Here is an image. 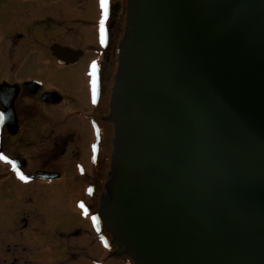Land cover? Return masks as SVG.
Here are the masks:
<instances>
[{"label": "water", "instance_id": "water-1", "mask_svg": "<svg viewBox=\"0 0 264 264\" xmlns=\"http://www.w3.org/2000/svg\"><path fill=\"white\" fill-rule=\"evenodd\" d=\"M119 54L96 215L113 256L264 264V0H128Z\"/></svg>", "mask_w": 264, "mask_h": 264}, {"label": "flooded vegetation", "instance_id": "flooded-vegetation-1", "mask_svg": "<svg viewBox=\"0 0 264 264\" xmlns=\"http://www.w3.org/2000/svg\"><path fill=\"white\" fill-rule=\"evenodd\" d=\"M127 4L109 0L102 42L100 0H0V157H7L0 158V264H32L26 247L30 204L50 226L59 227L69 212L67 227H85L71 234V243L45 254L51 264H107L118 258L111 237L93 217L111 167L114 127L107 118ZM60 50H66L65 60L56 55ZM64 106L73 109L64 113ZM8 111L14 119L7 123ZM40 172L56 178L42 180ZM54 182L66 191L52 189ZM97 239L106 254L96 263L91 254Z\"/></svg>", "mask_w": 264, "mask_h": 264}, {"label": "rangeland", "instance_id": "rangeland-1", "mask_svg": "<svg viewBox=\"0 0 264 264\" xmlns=\"http://www.w3.org/2000/svg\"><path fill=\"white\" fill-rule=\"evenodd\" d=\"M64 108H65L64 113H67L73 109L71 106H64ZM64 118H66V115H64ZM63 161L67 169L74 170L75 166L72 164L71 160L64 159ZM54 183L56 184L52 186V189L58 191L59 193H63L66 191L67 188L66 186L61 184L62 182H54ZM45 187L48 193V186L46 185ZM79 204H80V200H78L75 203L76 206L75 210H76V215L79 217V220H81L83 209H79ZM26 214L28 217L27 232L29 236L26 247L28 248L29 253H31L32 264H51V262H53L54 260L50 258H45V254L54 249H56L57 251V248H60L62 246L67 245L68 243H71L74 240L71 234L78 229L85 228L83 225L67 227L68 224L66 223V221L68 219L69 212H67L64 215L65 220L63 215L61 216L62 222H60L59 227L50 226L47 222H45V218L41 210L36 206H33L32 204L26 207ZM73 214L77 218L75 212H73ZM79 220L77 219V222H79ZM60 234L67 235L66 239L64 240L61 239ZM53 236H55V239ZM102 245L103 244L97 239L96 244L93 246L94 254L93 255L91 254V257H93L96 263L105 258L106 252L104 251V247ZM55 261L61 262L63 260L58 259ZM107 264H127V262L124 259L117 258V259H108Z\"/></svg>", "mask_w": 264, "mask_h": 264}, {"label": "snow or ice", "instance_id": "snow-or-ice-1", "mask_svg": "<svg viewBox=\"0 0 264 264\" xmlns=\"http://www.w3.org/2000/svg\"><path fill=\"white\" fill-rule=\"evenodd\" d=\"M101 6L104 9V18L100 21V32H101V40L102 42L104 41L105 38V34H106V29H105V22L107 20L108 17V8H109V0H100ZM92 75L96 76V72H97V64L94 62L92 65ZM94 87H95V81L93 82ZM3 119V116L0 115V120ZM3 158L5 160H7V157H0ZM9 163H11V161H8ZM15 167V165H13ZM21 179L23 180H27V177H25L22 173L20 174ZM83 207V206H82ZM97 218L93 217V220L95 221Z\"/></svg>", "mask_w": 264, "mask_h": 264}]
</instances>
